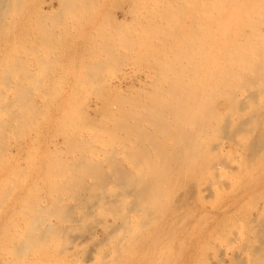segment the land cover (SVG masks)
Listing matches in <instances>:
<instances>
[{
	"label": "rangeland",
	"instance_id": "rangeland-1",
	"mask_svg": "<svg viewBox=\"0 0 264 264\" xmlns=\"http://www.w3.org/2000/svg\"><path fill=\"white\" fill-rule=\"evenodd\" d=\"M88 1L0 0V192H4L0 193V264H263L264 258L262 260L259 256L260 252L264 255V95L257 91L264 92V84L261 83V87L258 82L255 83L261 89L253 84L246 88L237 84L239 90L234 88L232 91L235 97L237 95L235 102L247 100L248 103H243V109H230L226 99L218 100L220 106L215 120L219 123L215 127L219 126L220 132L218 128V134L209 130L207 141L202 140L208 145L203 148L205 151L201 161L189 159L187 162L183 159V164L182 160L157 159V162L153 159L159 174L152 171L157 176L153 179L147 170L146 178L139 169L135 171L137 167L133 166L135 164L131 163L127 155L129 149L126 152L125 146L119 145V141L106 133L116 124L112 115L105 114L112 107L109 110L105 107L114 105L116 100L110 104L111 98L119 93V96L122 94L127 100L131 97L142 105H152L156 96H169L170 92L161 93L159 89H169L174 84L173 80H177L170 68L178 60L177 46L181 43L174 38V34L178 36L182 32H191L192 8L189 7L192 3L190 0H126L127 4L118 5L120 2L116 0H92L93 5L90 6L92 2L89 1L88 6L85 4ZM131 8L133 11L136 9L135 14ZM16 10L19 12L16 13ZM173 47H177L176 50ZM248 53L252 55V52ZM99 63L105 67L95 72L92 68L99 66ZM160 63L164 64V68ZM181 63H187L190 66L188 70L192 69L188 60L178 65ZM167 65H170L169 68H165ZM189 77L193 76H186V82ZM186 82L181 85L178 83L177 86H192L189 83L193 82ZM98 89L99 92H96ZM251 91L255 92V96ZM151 95L154 100L150 99ZM131 98L130 101H133ZM162 100L167 102L170 99ZM18 102L22 104L20 107L17 106ZM87 117L90 119L87 120ZM145 126L150 132L153 130L149 125ZM229 127L233 131L230 138L227 134ZM221 128H224L223 133ZM120 135L124 137L123 140H128L125 133ZM73 136L79 144L75 145L74 141H70L73 144L67 143V137L73 140ZM130 138L131 141H137L140 147L143 145L142 149L148 146L149 150L148 141ZM127 140L125 144L131 143ZM214 144L216 150L212 149ZM88 145L93 149L88 148ZM85 154L88 164L98 165L97 169H101V173L104 171L105 176L97 174L100 171H94L96 174L93 175H98L99 180L106 179V182L99 181L88 170H84L86 174H83L73 167L85 158ZM83 161L86 162V159ZM115 161L121 164V169L124 168L129 174L131 172L136 181L141 177L138 180L140 183L144 181L156 185L154 189L158 188L157 192L152 190L155 197L149 199L148 195L149 201L147 198L144 201L135 192L136 196L139 195L136 200L131 189H128L130 193H125L127 187L125 189L120 185V180L112 179L115 177L112 176L114 170L111 166ZM196 163H201V167ZM195 167L201 171H196ZM160 169L164 176L160 174ZM87 172L91 176H87ZM160 175L165 178H159ZM67 184L71 189L67 188ZM61 185L62 190L59 189ZM76 195L77 198H74ZM32 217L36 219L34 225ZM37 221L42 222L47 230L55 227L49 231L53 234L56 229L57 233L53 234L55 238L50 234L48 236L41 223L40 227L37 226ZM35 225L37 230L40 228V235L33 233L34 229L31 228ZM41 236L45 238L43 242L50 240L41 243ZM28 238L35 243L38 241L40 246L34 242L31 245Z\"/></svg>",
	"mask_w": 264,
	"mask_h": 264
},
{
	"label": "bare ground",
	"instance_id": "bare-ground-1",
	"mask_svg": "<svg viewBox=\"0 0 264 264\" xmlns=\"http://www.w3.org/2000/svg\"><path fill=\"white\" fill-rule=\"evenodd\" d=\"M87 1V0H85ZM92 3H90V2ZM88 2H85V4L87 3H90V6L93 5L94 1L92 0H89ZM118 3V5L122 4L124 5V3H128V1L126 0H116ZM146 1V0H145ZM163 1V0H162ZM162 1H161V4H162ZM175 1V0H174ZM192 5L190 4V7L189 8H192V24L190 25L191 26V32L189 34L187 33H184L182 32L181 35H178L174 38H176L177 40H179V42L181 44H179L180 46H177L178 47V51H177V61H175L176 63H180L183 61V63H185V61H189L188 64L191 65V70H188V67H190L189 65L186 64H180L178 65V63L176 64H173L171 62H168L170 64H173L170 68L171 72L173 73V75L176 76L177 80L174 81L172 83L173 86H171V88L168 89L167 88H158L161 93H168L170 92V94H172L170 96H154L155 98V101L153 102L152 105H142V103L138 102H134V99L131 98L133 101H130V98L127 100L124 96H118L115 95V97L112 99L111 98V102L110 104H112V101L114 102V100H116V102L114 103V105H111L110 107L107 105L105 108L110 111H107L105 114L107 115H112L113 116V119L115 121V124L114 123L112 125L115 126V128L113 129L112 127V130H105L107 131L106 133H109L110 136L112 138L115 139V141H119V144L118 142L116 144H119L121 146H125L126 147V152L127 150L129 149V151L127 152V155H128V158H131L129 159L130 161H132L131 163H134L135 165L133 166H136L137 169L135 168V171L139 169V171L141 173H144L146 177V171L148 170V173L149 175L153 176V179L155 178L154 176H156L155 174H159V170L158 168L155 167V164L153 161V159H160V160H164L165 159H175L176 161H181L182 160V163L184 160H186L188 162L189 159H200V161L202 160L201 159V156H203V152L205 151L203 148L206 147L207 148V145L208 144H205V142L207 141V138H208V131L210 130V132L212 131L213 133L216 132V129L217 131L220 132V129H219V126L215 127V125L219 123H217V119L215 120V115L217 113V109L218 107L220 106L218 100L220 98L222 99H226L229 103H228V107L230 109H234V108H241L242 109L244 108V104L243 103H246L247 100H245L244 102H235V94H234V91H232L234 88H237L239 90L238 85L240 86H243V87H247L249 85H252L253 86L255 85V83L258 82V85L260 84L261 86V83L264 84V0H190ZM152 2V0L150 1ZM189 2V1H188ZM68 3H71V1H68ZM97 3V2H96ZM144 3V2H143ZM164 3V2H163ZM167 3V2H166ZM73 4V3H72ZM79 4V2H78ZM99 5V3H97ZM147 4H149L147 2ZM172 4V3H171ZM174 4V3H173ZM76 5V3H75ZM89 6V4H87ZM134 5V4H133ZM157 5V4H155ZM154 5V6H155ZM177 5V4H175ZM16 6V5H15ZM82 6V5H81ZM97 6V5H96ZM136 6V5H135ZM167 6V5H166ZM172 6V5H171ZM192 6V7H191ZM20 7V6H19ZM18 7V8H19ZM76 7V6H75ZM159 7V6H158ZM162 7V6H161ZM160 7V8H161ZM176 7V6H175ZM8 8V7H7ZM6 8V9H7ZM13 8V7H12ZM11 8V9H12ZM16 8V7H15ZM81 8V7H80ZM147 8V7H146ZM156 8V7H155ZM155 8H152L153 10ZM168 8V6L166 7ZM72 9V8H71ZM86 9V8H85ZM132 11H133V8H131ZM180 9V8H179ZM15 10V9H14ZM20 10V9H18ZM136 10V9H135ZM135 10L133 11V13L135 14ZM159 10V9H158ZM167 10V9H166ZM177 10V9H176ZM182 10V9H181ZM190 10V9H189ZM17 11V10H16ZM188 11V10H187ZM19 11H17L16 13H18ZM154 12V11H152ZM162 12V11H161ZM78 13V12H77ZM80 13V12H79ZM132 13V15H133ZM137 13V12H136ZM186 13V12H185ZM14 15V13H12ZM130 14V13H129ZM155 14V13H154ZM162 14V13H161ZM189 14V13H188ZM153 15V14H152ZM159 15V14H157ZM168 15V14H166ZM175 15V14H174ZM173 15V17H174ZM45 16V15H44ZM172 16V15H171ZM177 16V15H176ZM179 16V15H178ZM182 16V15H181ZM188 16V15H187ZM84 17V16H82ZM150 17V16H149ZM166 17V16H165ZM190 17V16H189ZM46 18V17H45ZM44 18V19H45ZM73 18V17H72ZM167 18V17H166ZM185 18V17H184ZM1 19V18H0ZM83 19V18H82ZM157 19V18H156ZM156 19H155V23H156ZM188 19V18H187ZM144 20V19H143ZM160 20V19H159ZM163 20V19H162ZM189 20V19H188ZM141 21V20H140ZM147 21V19L145 20ZM13 22V21H12ZM115 22V21H114ZM117 22V21H116ZM188 22V21H187ZM11 23V22H10ZM120 23V22H119ZM173 23V22H172ZM13 24V23H12ZM112 24V23H111ZM170 24V23H169ZM128 25V24H127ZM154 25V24H153ZM158 25V24H157ZM168 25V24H167ZM175 25V24H174ZM122 26V25H121ZM149 26V25H148ZM173 26V24H172ZM189 26V24H188ZM117 28L119 26H116ZM128 27V26H127ZM131 27V26H129ZM151 27V26H150ZM179 27V25L177 26ZM107 28V27H106ZM152 28V27H151ZM175 28V27H174ZM56 29V28H55ZM132 29V28H131ZM136 29V28H135ZM140 29V27H139ZM145 29V28H144ZM147 29V28H146ZM154 29V28H153ZM157 29V28H155ZM162 29V28H161ZM173 29V28H172ZM177 29V28H176ZM164 30V29H163ZM182 30V29H181ZM68 31V30H66ZM122 31V30H121ZM141 31V30H140ZM143 31V30H142ZM150 31V30H149ZM148 31V32H149ZM162 31V30H161ZM170 31V30H169ZM172 31V30H171ZM129 32H132V31H129ZM134 32V31H133ZM146 32V30H145ZM68 33V32H66ZM135 33V32H134ZM138 33V32H137ZM136 33V34H137ZM151 33V32H150ZM173 33V32H172ZM171 33V34H172ZM180 33V31H179ZM108 34V33H107ZM116 34V33H114ZM121 34V33H120ZM131 34V33H130ZM148 34V33H146ZM168 34V33H167ZM187 34V35H186ZM109 35V34H108ZM116 36V35H115ZM127 36V35H126ZM164 36V35H163ZM167 36V35H166ZM98 37V36H97ZM108 37V36H107ZM120 37V36H119ZM130 37V36H129ZM137 37V36H136ZM145 37V36H144ZM51 38V37H50ZM55 37H53L54 39ZM62 38V37H61ZM104 39L106 37H103ZM109 38V37H108ZM148 38V37H147ZM146 38V39H147ZM160 38V37H159ZM169 36L167 37V40H168ZM112 39V38H111ZM175 39V41H177ZM61 40V39H60ZM109 40V39H108ZM125 42H126V38L124 39ZM143 40V39H142ZM161 40V39H160ZM173 42H174V39H172ZM92 40H90L91 42ZM103 41V40H102ZM122 41V39H121ZM128 41V40H127ZM131 41V40H130ZM139 41V40H138ZM137 41V43H138ZM149 41V40H148ZM153 41V40H152ZM124 42V41H122ZM156 42V41H155ZM101 43V42H100ZM110 43V42H109ZM127 43V42H126ZM159 43V42H158ZM90 44V43H89ZM88 44V45H89ZM93 44V43H92ZM99 44V43H98ZM97 44V45H98ZM161 44V43H160ZM47 45V44H46ZM109 45V44H107ZM120 45V44H118ZM150 45V44H149ZM111 46V45H110ZM126 46V45H125ZM129 46V45H128ZM142 46V45H141ZM174 46V45H173ZM101 47V46H100ZM106 47H109V46H106ZM116 47V46H115ZM121 47V46H120ZM123 47V46H122ZM135 47V46H134ZM146 47V46H145ZM150 47V46H149ZM156 47V46H155ZM176 47V48H177ZM103 48V47H102ZM113 48V46H112ZM138 48V47H137ZM142 48V47H141ZM163 50H164V47L162 46ZM174 48V47H173ZM172 48V49H173ZM176 48H174L176 50ZM25 49V48H24ZM45 49V48H44ZM101 49V48H100ZM105 49V48H104ZM109 51H110V48H107ZM129 49V48H128ZM147 49V48H146ZM146 49L144 51H146ZM19 50V49H18ZM140 50V49H139ZM51 51V50H50ZM95 51V50H94ZM105 51V50H104ZM108 51V53H110ZM112 51V50H111ZM125 51V50H123ZM172 51V50H171ZM234 51V52H233ZM247 51V52H246ZM248 51L252 52V55H250L248 53ZM31 52V51H30ZM29 52V53H30ZM114 52V51H113ZM28 53V52H27ZM129 53V52H128ZM149 53V52H148ZM172 53V52H171ZM17 54V53H16ZM23 54V53H22ZM145 54V53H144ZM27 55V54H26ZM47 55V54H46ZM109 55V54H108ZM119 55V54H118ZM122 55V54H121ZM148 55V54H147ZM145 54V56H147ZM152 55V54H151ZM174 55V54H173ZM105 56V55H104ZM107 56V55H106ZM111 56V54H110ZM150 56V55H149ZM156 56V55H155ZM166 56V55H164ZM170 56V55H169ZM168 56V57H169ZM130 57V56H129ZM139 57V56H137ZM136 57V59H137ZM173 57V56H172ZM11 58V57H10ZM37 58V57H36ZM108 58V57H107ZM121 58V57H120ZM126 58V57H125ZM142 58H144L142 56ZM18 60V58H16ZM98 59V58H97ZM105 59V58H104ZM128 59V57H127ZM162 59V58H161ZM167 59V58H166ZM176 59V58H175ZM8 60V59H7ZM15 60V59H13ZM94 60V59H93ZM99 60V59H98ZM118 60V59H117ZM139 60V59H138ZM146 60V59H145ZM154 60V59H153ZM127 61V60H126ZM165 61V60H164ZM37 62V61H36ZM49 62V61H48ZM99 62V61H98ZM130 62V61H129ZM147 62V61H146ZM162 62V61H160ZM82 63V62H81ZM80 63V64H81ZM105 63V61H104ZM112 63V62H111ZM136 63V62H135ZM156 63V62H155ZM154 63V64H155ZM21 64V63H20ZM53 64V62H52ZM140 64V62H139ZM138 64V65H139ZM151 64V63H150ZM6 65V64H5ZM84 65V64H83ZM100 65H103V64H100L99 63V66H95V67H91L92 69H95V72L99 69H101L102 67H105V66H100ZM109 65V64H108ZM107 65V66H108ZM126 65V64H125ZM136 65V64H135ZM144 65V63H143ZM147 67H148V64L146 63ZM157 65V64H156ZM162 67L164 66V64H161ZM160 65H158L157 67H159ZM187 65V67L185 66ZM19 66V65H18ZM27 66V65H26ZM46 67V65H44ZM53 66V65H52ZM81 66V65H80ZM106 66V68H107ZM140 66V65H139ZM155 66V65H154ZM168 66V67H167ZM165 66V68H169L170 65H167ZM22 67V66H21ZM24 67V66H23ZM84 67V66H83ZM117 67V66H116ZM115 67V68H116ZM162 67L160 69H162ZM48 68V67H47ZM82 68V67H81ZM111 68V67H109ZM108 68V69H109ZM113 68V67H112ZM150 68V67H149ZM156 68V67H154ZM164 68V67H163ZM17 69V68H16ZM103 69V68H102ZM117 69V68H116ZM160 69H157L158 71ZM105 70V69H104ZM148 71L151 69H147ZM168 70V69H167ZM18 71V70H17ZM47 71V70H46ZM97 71V72H98ZM101 71V70H100ZM114 71V70H113ZM164 71V70H163ZM166 71V70H165ZM189 71V72H188ZM21 72V71H20ZM88 72V71H87ZM93 72V70H92ZM94 72V73H95ZM109 72H110V69H109ZM139 72V71H138ZM144 72V71H142ZM141 72V73H142ZM153 72V71H152ZM156 74L157 72L154 71ZM167 72V71H166ZM169 72V71H168ZM22 73V72H21ZM90 73V72H89ZM108 73V72H107ZM136 73V72H135ZM134 73V74H135ZM30 74V73H29ZM154 74V73H153ZM162 74V73H161ZM169 74V73H167ZM27 75V73L25 74ZM48 75V73H47ZM93 75V74H92ZM101 75V73L99 74ZM98 75V76H99ZM166 75V73H165ZM172 75V74H171ZM189 75H192L193 77H189L190 79L188 80V82L185 81L186 79V76L188 77ZM24 76V75H23ZM86 76V75H85ZM84 76V77H85ZM95 76V75H94ZM93 76V77H94ZM155 76V75H154ZM159 76V75H157ZM175 76L173 78H175ZM49 77V76H48ZM92 77V79H93ZM101 77V76H100ZM163 77V75H162ZM172 77V76H171ZM6 78V77H5ZM165 78V77H163ZM166 78L168 79L169 77H167L166 75ZM165 78V79H166ZM8 79V77L6 78ZM164 81H167L165 80ZM25 80V78H24ZM31 80V79H29ZM107 80V79H106ZM169 80V79H168ZM43 81V80H42ZM93 81V80H92ZM101 81V80H100ZM154 81V80H153ZM152 81V82H153ZM161 81V80H160ZM162 82V81H161ZM169 82V81H168ZM189 83V82H193V83H189V85L192 86L191 87H185L184 85H182L180 87L181 84L183 83ZM39 83V82H38ZM156 83V82H155ZM165 83V82H164ZM167 83V82H166ZM176 83V85H175ZM180 84L179 87L177 86V84ZM98 84V83H97ZM105 84V83H104ZM107 84V83H106ZM238 84V85H237ZM95 85V84H94ZM151 85V84H150ZM165 85V84H164ZM163 85V86H164ZM257 85V86H258ZM239 86V87H240ZM256 86V85H255ZM256 86V88H257ZM17 87V85L15 86V88ZM120 87V86H119ZM144 87V86H143ZM259 87V86H258ZM263 87V85L261 86ZM28 88V87H27ZM134 88V87H133ZM241 88V87H240ZM253 88V87H252ZM18 89V88H17ZM29 89V88H28ZM31 89V88H30ZM76 89V88H75ZM92 89V88H91ZM94 89V88H93ZM243 89V88H242ZM241 89V90H242ZM259 89H261L259 87ZM20 90V89H19ZM22 90V89H21ZM33 90V89H32ZM102 90V89H100ZM120 90V89H119ZM118 92H122V91H119ZM138 90V89H137ZM147 90V89H146ZM152 90V89H151ZM248 90V89H247ZM252 90V89H251ZM254 90V89H253ZM264 90V89H263ZM23 91V90H22ZM29 91V90H28ZM56 91V90H55ZM95 91V89H94ZM109 91V90H108ZM125 91V90H124ZM255 91V90H254ZM253 91V92H254ZM262 91V90H260ZM260 91H257V93L259 92L262 96L264 95V92L263 94L260 92ZM49 92V91H48ZM96 92H99V89L98 91ZM103 92V91H101ZM140 92V91H139ZM242 92V91H240ZM250 92V91H249ZM252 92V91H251ZM251 93L253 96H255V92L254 93ZM17 93V92H16ZM24 93V92H23ZM237 93V92H236ZM239 93V91H238ZM247 93V92H246ZM256 93V94H257ZM19 94V93H18ZM17 94V95H18ZM94 94V93H93ZM92 94V95H93ZM146 96L147 93H145ZM152 94V92H151ZM177 94V95H176ZM191 94V95H190ZM241 94V93H240ZM239 94V95H240ZM245 94V92H244ZM250 94V93H249ZM21 95V94H20ZM96 95V94H95ZM100 95V94H99ZM98 95V96H99ZM111 95V94H110ZM247 95V94H246ZM245 95V97H246ZM251 95V96H252ZM261 95H256V96H261ZM15 96V95H14ZM24 96V95H23ZM27 96V95H26ZM105 96V95H104ZM113 96V95H112ZM126 96V95H125ZM19 97V96H18ZM28 97V96H27ZM137 97V96H136ZM149 97V96H148ZM152 97V98H151ZM247 97L249 98L250 96L247 95ZM264 97V96H263ZM99 98V97H98ZM101 98V96H100ZM140 98V97H139ZM163 98L165 99H170L169 101H165V100H162ZM244 98V97H243ZM247 98V99H248ZM251 98V97H250ZM260 98V97H259ZM262 98V97H261ZM21 99V98H20ZM136 99V98H135ZM150 99H153V96L151 95L150 96ZM29 100H31L29 98ZM106 100V99H104ZM109 100V98H108ZM154 100V99H153ZM250 100V99H249ZM251 101V100H250ZM32 101H29V103H31ZM106 102V101H104ZM264 102V100H263ZM13 103V102H12ZM118 103V104H116ZM146 103V102H145ZM248 103V102H247ZM253 103V101H252ZM32 104V103H31ZM109 104V103H108ZM224 104V103H223ZM19 105V102L17 104V106ZM22 105V104H20ZM19 105V107H20ZM225 105V104H224ZM254 105V103H253ZM259 105V104H258ZM24 106V105H23ZM23 106H21L23 108ZM100 106V105H99ZM247 106V105H246ZM245 106V108H246ZM11 107V106H10ZM18 107V108H19ZM31 107V105L29 106V108ZM248 107V106H247ZM258 107V106H257ZM264 107V106H262ZM25 108V107H24ZM249 108V107H248ZM247 108V109H248ZM21 109V108H19ZM18 109V110H19ZM83 109V108H82ZM26 110V109H25ZM28 110V109H27ZM30 110V109H29ZM78 110V109H77ZM237 110V109H236ZM2 111V110H1ZM37 111V110H36ZM229 112V111H228ZM240 112H241V109H240ZM103 113V112H102ZM15 114H16V111H15ZM229 114V113H228ZM259 114V113H258ZM14 115V114H12ZM11 115V117H12ZM17 115V114H16ZM30 115V114H29ZM122 115H126L125 118H121ZM220 116V115H219ZM228 116V115H227ZM33 117V116H32ZM37 117V116H36ZM111 117V116H110ZM128 117V118H127ZM229 117H232V116H229ZM13 118V117H12ZM221 118V117H220ZM219 118V119H220ZM15 119V118H14ZM36 119V118H35ZM90 119L87 117V120ZM230 119V118H228ZM74 120V119H73ZM130 120V121H129ZM257 120V119H255ZM247 121V120H246ZM245 121V122H246ZM14 122V121H12ZM11 122V123H12ZM25 122V121H24ZM31 122V121H30ZM71 122V121H70ZM85 122H87L85 120ZM91 122V121H90ZM93 122V120H92ZM1 123V122H0ZM10 124V123H9ZM18 124V123H17ZM26 124V122H25ZM88 124V123H86ZM16 125V124H15ZM22 125V124H21ZM27 125V124H26ZM31 125V124H30ZM96 125V122L95 124ZM111 125V126H112ZM145 125H149L150 128H152L153 130L150 132L148 129H146L147 127ZM245 125V124H243ZM4 126V125H3ZM9 126V125H8ZM11 126V125H10ZM9 126V127H10ZM29 126V125H28ZM66 126V125H65ZM86 126V125H85ZM84 126V127H85ZM99 126V124H98ZM109 126V125H108ZM230 126V125H229ZM239 126V125H238ZM237 126V127H238ZM5 127V126H4ZM7 127V126H6ZM88 127H90L88 125ZM95 127V126H94ZM103 127V126H102ZM101 127V128H102ZM236 127V128H237ZM12 128V127H11ZM16 128V127H15ZM24 128H27V127H24ZM96 128V127H95ZM230 128V127H229ZM5 129V128H4ZM6 129H9V128H6ZM93 129V128H92ZM90 129V131L92 130ZM106 129V128H105ZM109 129V128H108ZM222 129V133L224 132V128H221ZM246 129V128H244ZM19 130V129H18ZM69 130V129H68ZM89 130V128H88ZM96 130L98 131L99 129L96 128ZM101 130H104V129H101ZM252 130V129H251ZM5 131V130H4ZM8 131V130H7ZM11 132V130H9ZM225 131H226V128H225ZM228 131V133H227ZM226 133L228 134V137L230 138L233 134H231L233 131L232 129L230 128L229 130H227ZM232 131V132H231ZM23 132V131H22ZM244 132V131H243ZM15 133V132H14ZM65 133V132H64ZM123 134L125 133L126 135L130 136L131 138H134V139H139V140H144L145 141H148L150 146H149V150L148 149V146L147 148H141V147H144L143 145H141V147L139 145H137V141H131L129 140L130 137L127 136L128 140L125 138V140H123L122 138L124 137H120L122 135L120 134ZM239 133V132H238ZM3 134V132H2ZM12 134V133H11ZM20 134V132H19ZM108 134V135H109ZM215 134H218L217 132ZM240 134V133H239ZM25 135V134H24ZM67 136V133L64 134V136ZM80 135V134H79ZM83 135V134H82ZM125 135V136H126ZM65 136V137H66ZM2 137V136H1ZM11 137V136H10ZM21 137V136H20ZM77 137V136H76ZM99 137V136H98ZM109 137V136H108ZM215 137V136H214ZM235 137V136H234ZM70 138V137H69ZM69 138L67 137V143H71V142H75L74 144H79L77 143L73 137H71L73 140H69ZM110 138V137H109ZM110 138V139H112ZM130 138V139H131ZM89 139V138H88ZM15 140V139H14ZM78 140V138H77ZM81 140L82 142V139H79ZM103 140V139H102ZM123 140V141H122ZM127 142H131L129 144H125L124 141ZM164 140V141H163ZM202 140L205 141L204 143H202ZM219 140V139H218ZM225 140V139H223ZM263 140V139H262ZM69 141V142H68ZM71 141V142H70ZM86 142V141H85ZM104 142V141H103ZM106 142V141H105ZM123 142V143H122ZM140 142V141H139ZM142 142V141H141ZM260 142V140H259ZM5 143V142H3ZM67 143H64V144H67ZM107 143V142H106ZM1 144V143H0ZM68 144V145H69ZM73 144V143H71ZM144 144V143H143ZM9 145V144H8ZM19 145V144H18ZM81 145V144H80ZM82 145L84 146L85 144L82 143ZM92 145V144H91ZM101 145V144H100ZM145 145V144H144ZM12 146V145H11ZM15 146V145H14ZM73 146V145H72ZM71 146V148H72ZM120 146V147H121ZM216 145L214 144L213 145V148L212 149H215ZM218 146V145H217ZM2 147V146H0ZM75 147V146H74ZM73 147V148H74ZM110 147V146H109ZM122 147V148H123ZM220 147V145H219ZM4 148V147H3ZM69 148V147H68ZM70 148V149H71ZM76 148V147H75ZM79 148H81L79 146ZM88 148L90 149H93L91 148V146L88 145ZM88 148L86 147V150L88 151ZM94 148H95V145H94ZM151 148V149H150ZM1 149V148H0ZM6 149V148H5ZM54 149V148H53ZM84 149V148H83ZM110 149V148H109ZM125 149V148H124ZM146 149V150H145ZM211 149V148H210ZM219 149V148H218ZM75 150H78V149H75ZM74 150V151H75ZM96 150V149H95ZM216 150V149H215ZM65 151V150H64ZM73 151V150H72ZM81 151V150H80ZM92 151V150H91ZM98 151V150H97ZM124 151V152H125ZM214 151V150H213ZM5 152V151H4ZM3 152V153H4ZM85 153V149L83 151ZM106 152V151H105ZM121 152V151H120ZM59 153V152H58ZM58 153H55L56 155ZM74 153V152H73ZM87 153V152H86ZM54 154V153H53ZM62 154V153H61ZM107 154V153H105ZM116 154V152H115ZM122 154H124L122 152ZM2 155V154H1ZM50 155V154H49ZM75 155V153L73 154ZM111 155V154H110ZM110 155L109 158H110ZM113 155V154H112ZM3 156V155H2ZM84 156V155H83ZM89 156V154H88ZM7 157V156H6ZM115 157V155H114ZM155 157V158H153ZM3 158V157H2ZM77 158V157H76ZM75 158V159H76ZM92 158V157H91ZM89 158V159H91ZM112 158V157H111ZM81 159V158H80ZM83 159H86V162L83 161ZM81 159L82 161L76 162V165L74 164L73 167L79 171H82L83 174L86 172L85 171H90V173L93 175V174H96L94 173V171L96 172H99L97 174H99L101 177H104L103 176V173H101V169H97L96 166L92 165V164H88L89 163V160L87 161V157H86V154H85V158ZM97 159V158H96ZM141 159V160H139ZM184 159V160H183ZM78 160V159H77ZM134 160V161H133ZM109 160H107L108 162ZM128 161V159H127ZM129 161V163H130ZM225 162V160H223ZM65 162V161H64ZM91 162V161H90ZM110 162V161H109ZM157 162H159L157 160ZM199 162V161H197ZM222 162V164L224 163ZM69 163V162H68ZM75 163V162H74ZM93 163V162H92ZM114 164L115 163H118V162H113ZM168 163V161L166 162V164ZM221 163V162H219ZM60 164V162H59ZM96 164V163H95ZM111 164V163H110ZM111 166L113 167V174L112 176H114L115 178L112 177V179H117V180H120L119 183L120 185L122 184L125 189L127 187L126 190L128 189H131L132 191V194H133V191H134V194L135 192L138 193L140 195V197L142 196L143 200L146 201V199L144 198H148L151 199L152 197L154 198L155 197V194L153 196V193H152V190L155 188L154 186L156 185H151V184H148V183H143L144 181H142V183H140L138 180L141 178H138L137 181L135 180V178L132 177V174L130 172V174L126 171H124L123 169L120 168V163H118L119 165H116L115 166ZM165 163H162L163 166ZM184 164V163H183ZM187 164V163H186ZM191 164V163H190ZM197 164V163H196ZM195 164V165H196ZM206 164V163H205ZM225 164V163H224ZM66 165V164H65ZM69 165V164H68ZM66 165V166H68ZM173 165V164H172ZM199 165V163L197 164ZM61 166V164L59 165ZM109 166V164H108ZM119 166V167H118ZM157 166V165H156ZM201 167V163L199 165ZM211 166V165H210ZM226 166V165H225ZM72 168V166H69ZM198 167V166H196ZM195 167V168H196ZM221 167V166H220ZM62 168L65 169V167L62 166ZM72 168V169H74ZM213 168V167H212ZM210 168V169H212ZM215 169L217 167H214ZM56 169V168H55ZM71 169V170H72ZM166 170V167L164 168ZM188 169V168H187ZM198 168H196V171H197ZM201 169V168H200ZM61 170V169H60ZM171 170V169H170ZM190 170V169H188ZM191 170H192V167H191ZM199 170V169H198ZM27 171V170H26ZM56 171V170H54ZM69 171V170H68ZM152 171L155 173H152ZM201 171V170H199ZM67 172V171H66ZM75 172V171H73ZM77 172V171H76ZM75 172V173H76ZM81 172V173H82ZM108 172V171H107ZM112 172V171H110ZM133 172V171H132ZM139 172V173H140ZM212 172V171H211ZM69 173V172H68ZM72 173V172H71ZM69 173V174H71ZM74 173V174H75ZM87 172V176H91V174ZM138 173V174H139ZM147 173V174H148ZM202 173V172H201ZM61 174V172H60ZM65 174V173H63ZM80 174V173H79ZM108 174V173H107ZM137 174V175H138ZM143 174V175H144ZM153 174V175H152ZM160 174H162L164 176V174L162 173V169H160ZM192 174V173H191ZM194 174V173H193ZM197 174V173H196ZM57 175V174H56ZM141 175V174H140ZM139 175V176H140ZM60 176V175H59ZM71 176V175H70ZM80 176H82V174H80ZM94 176V175H93ZM108 176V175H107ZM111 176V175H110ZM142 176V175H141ZM149 176V177H150ZM159 176V175H158ZM160 175L159 178L163 177ZM74 177V176H73ZM72 177V178H73ZM82 177H85L87 178L86 176H82ZM81 177V178H82ZM96 177V179H98V175L97 176H94ZM98 177V178H97ZM70 178V177H69ZM78 178V177H77ZM147 178V177H146ZM157 178V176H156ZM165 178V177H163ZM162 178V179H163ZM108 179V178H107ZM111 179V180H112ZM161 179V180H162ZM83 180V178L81 179ZM99 180V179H98ZM101 182L103 179H101ZM99 180V181H100ZM145 180V179H144ZM160 180V179H159ZM165 180V179H164ZM78 181V180H77ZM106 182V179L103 180ZM141 181V180H140ZM149 181V180H148ZM157 181V180H156ZM108 182V181H107ZM113 182V181H112ZM111 182V183H112ZM10 183V182H9ZM13 183V182H12ZM64 183V182H63ZM82 183V182H81ZM66 184V183H65ZM70 184V183H69ZM104 184V182H103ZM154 184V183H153ZM218 184V183H217ZM72 185V184H70ZM74 185V184H73ZM86 185V184H85ZM114 185V183H113ZM116 185V184H115ZM66 186V185H65ZM67 188H69V185L67 184ZM104 186V185H102ZM117 186V185H116ZM122 186V188H123ZM213 186V185H212ZM55 187V186H54ZM86 187V186H85ZM84 187V188H85ZM89 187V186H88ZM52 188V187H51ZM62 185H61V189L62 190ZM101 188V187H100ZM138 188V189H137ZM65 189V188H64ZM71 189V187L69 188ZM88 189V188H87ZM105 189V188H104ZM137 189V190H135ZM157 189L156 188V192H157ZM125 190V193H130L129 190L128 192H126ZM153 190V191H154ZM72 191V190H70ZM138 191V192H137ZM154 191V192H155ZM2 192V191H1ZM0 192V193H1ZM7 192V191H6ZM57 192V191H56ZM67 192V191H65ZM77 192V191H76ZM85 192V191H84ZM155 192V193H156ZM4 194V192H2ZM8 193V192H7ZM6 193V194H7ZM61 193V192H59ZM100 193V192H99ZM105 193V192H104ZM58 194V192H57ZM84 194V193H83ZM94 194V193H93ZM117 194V193H116ZM123 194V193H122ZM105 195V194H104ZM110 195V194H109ZM127 195V194H125ZM136 196L135 194V197H137L136 200H138V196ZM146 196V197H143ZM159 195V194H158ZM60 196V195H59ZM75 196V195H74ZM128 196V195H127ZM107 197V196H106ZM134 197V196H133ZM134 197V198H135ZM74 198H77V195L76 197ZM95 198V197H94ZM100 198V196H99ZM115 198V197H114ZM132 198V197H131ZM147 198V200H148ZM157 198V197H156ZM155 198V199H156ZM2 199V198H1ZM4 197H3V201H4ZM8 199V198H7ZM69 199V198H68ZM73 199V198H72ZM80 199V198H79ZM101 199V198H100ZM61 200V199H60ZM92 200V199H91ZM95 200V199H93ZM141 200V199H140ZM139 200V201H140ZM2 201V202H3ZM80 201V200H79ZM103 201V200H102ZM149 201V200H148ZM111 202V201H110ZM109 201H107L108 204H110ZM143 202V201H142ZM1 203V202H0ZM5 203V202H4ZM37 203V202H36ZM53 203V202H52ZM115 203V201H114ZM2 204V203H1ZM64 204V203H63ZM103 204V202H102ZM111 204H113L111 202ZM116 204V203H115ZM58 205V204H57ZM132 205V204H131ZM38 206V205H37ZM84 206V205H83ZM111 206V205H110ZM108 205V207H110ZM30 207V206H29ZM55 207V206H54ZM60 207V206H59ZM107 207V208H108ZM134 204L132 206V208H134ZM102 208V207H100ZM106 208V209H107ZM119 208V207H118ZM56 209V208H55ZM64 209V208H63ZM62 209V210H63ZM66 209V208H65ZM112 209V208H111ZM115 209V208H114ZM60 210V209H59ZM118 211V210H117ZM42 212V210H41ZM45 212V211H44ZM67 212V211H65ZM136 212V211H135ZM94 213V212H93ZM65 214V213H64ZM42 215V214H41ZM32 216V215H31ZM48 216V215H47ZM60 216V215H59ZM67 216V215H66ZM34 217V216H33ZM32 217V218H33ZM36 218H38V216H35ZM51 218V216H48V218ZM58 217V216H57ZM71 217V215H70ZM60 218V217H59ZM34 219V220H33ZM32 219V224L34 225V222H35V218ZM81 219V218H80ZM31 220V219H30ZM43 220V219H42ZM69 220V219H68ZM79 220V218H78ZM70 221V220H69ZM39 221H37L38 223ZM72 222V221H71ZM36 223V222H35ZM42 222H39L37 224V226L41 225ZM45 223V222H44ZM94 223V222H93ZM92 223V224H93ZM30 224V222H29ZM31 226V225H30ZM37 226L35 225L33 228L31 229H36V232L33 231V233H37L40 235V228L39 230H37ZM44 225L42 224L41 227H43ZM40 227V226H39ZM30 228V227H29ZM28 228V229H29ZM45 228L44 230L47 231L48 233V236L50 234V236H53L54 237V232L53 234H51L49 231L50 229H54L53 227L49 228V230H47L48 228L47 227H43ZM71 228V227H70ZM123 229V228H122ZM125 229V228H124ZM42 230V229H41ZM29 231V230H28ZM39 231V233H38ZM117 231V230H116ZM124 231V230H122ZM31 232V231H30ZM62 232V231H61ZM60 232V233H61ZM32 233V235H33ZM42 233H44L42 231ZM57 233V232H55ZM72 233V232H71ZM34 234V235H35ZM62 234V233H61ZM31 235V234H30ZM33 235V236H34ZM43 235V234H41ZM58 235V234H57ZM110 235V234H109ZM70 236V235H69ZM28 237H29V234H28ZM46 237V236H44ZM36 238V237H35ZM41 238L42 242L41 243H44L46 240H50V239H46L44 240L43 242V239L45 238ZM37 238V239H39ZM47 238V237H46ZM55 238V237H54ZM53 238V239H54ZM61 238V237H60ZM69 238V237H68ZM29 239V238H28ZM33 239V237H32ZM30 240V243L32 245V242H34V240ZM63 240V239H62ZM25 241V240H24ZM40 241V240H39ZM29 242V241H28ZM47 242V241H46ZM45 242V243H46ZM35 243V242H34ZM39 243L38 241L35 243L37 244ZM40 243V244H41ZM44 243V244H45ZM40 244H37L38 246H40ZM25 245V244H24ZM30 245V246H31ZM28 246V245H27ZM95 246V245H94ZM35 247V245L33 246ZM32 247V248H33ZM43 247V246H42ZM18 249V247H16ZM15 249V247H14ZM20 249V248H19ZM13 250V249H12ZM21 250V249H20ZM33 250V249H32ZM7 251V250H6ZM22 251V250H21ZM21 251H18L21 253ZM16 252V251H15ZM25 253V252H24ZM27 253V252H26ZM257 253V252H256ZM261 254V255H260ZM260 256L261 259L264 258V255H262V253L260 252ZM257 255V254H256ZM258 256V255H257ZM256 257V256H255ZM260 259V258H259ZM260 259V260H261ZM263 260V259H262ZM264 261V260H263ZM14 263V262H13ZM262 264V263H261ZM264 264V263H263Z\"/></svg>",
	"mask_w": 264,
	"mask_h": 264
}]
</instances>
